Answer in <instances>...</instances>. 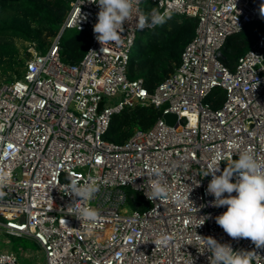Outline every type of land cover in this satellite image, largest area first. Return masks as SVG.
<instances>
[{"label": "built area", "instance_id": "obj_1", "mask_svg": "<svg viewBox=\"0 0 264 264\" xmlns=\"http://www.w3.org/2000/svg\"><path fill=\"white\" fill-rule=\"evenodd\" d=\"M262 3L141 0L142 12L171 7L172 14L196 21L178 65L149 91L141 78L127 76L136 35L151 29H137L139 13L124 24L120 42L102 52L93 32L98 3L71 0L60 29L88 33L80 62L60 61L57 34L44 52L31 47L21 77L0 83V170L10 174L0 195V230L34 240L44 264H210L197 234L233 251H255L252 264H264V247L233 239L216 223L227 207L211 206L212 177L203 176L213 161L222 172L244 152L264 163V25L246 51L226 63L230 39L252 22L264 24ZM134 105L161 112L149 128L120 143L107 141L111 117ZM167 113L177 117L172 125L163 119ZM155 168L170 189L168 200L145 195ZM89 178L98 188L93 199L66 195L71 180ZM188 192L189 200H176V193ZM74 201V208L99 212L91 230L68 214ZM161 233L172 237L169 246L152 243ZM0 264H18L17 254L0 251Z\"/></svg>", "mask_w": 264, "mask_h": 264}, {"label": "trees", "instance_id": "obj_2", "mask_svg": "<svg viewBox=\"0 0 264 264\" xmlns=\"http://www.w3.org/2000/svg\"><path fill=\"white\" fill-rule=\"evenodd\" d=\"M70 1L0 0V83L22 76L24 60L31 56L29 48L42 52L47 49L60 30ZM257 22L250 23L230 39L229 51L226 53L229 66L255 38L250 32ZM195 25L194 18L172 14L163 25L144 32L145 40L139 43L136 52L129 57L128 78H141L143 86L152 91L178 65L180 53L192 38ZM88 43L89 35L86 31L64 28L59 36L60 61L66 65L78 64ZM214 92L220 93L221 90L217 88ZM160 112V108L151 105L125 107L111 117L104 137L109 142L120 143L135 129L149 128ZM11 237L37 244L23 236Z\"/></svg>", "mask_w": 264, "mask_h": 264}, {"label": "clouds", "instance_id": "obj_3", "mask_svg": "<svg viewBox=\"0 0 264 264\" xmlns=\"http://www.w3.org/2000/svg\"><path fill=\"white\" fill-rule=\"evenodd\" d=\"M89 2L99 5L98 21L93 26V32L95 39L102 46V52L109 43L120 42L124 24L133 19L134 12L139 13L136 16V27L141 31L145 28L163 25L172 15L171 7L163 12L158 7L142 12L139 7L141 0H89ZM260 14L264 17V3L260 6ZM82 19L86 17L81 15L80 21ZM258 84L259 81L255 79L254 89ZM238 157L237 160H233L230 167L227 165L222 172L217 161H213L208 166L203 176L211 175L212 178L207 185L206 194L214 196L211 206L227 207L225 212L215 217L216 223L224 232L233 239H250L259 249L264 247V163L259 162L249 152L241 153ZM217 172L220 174L217 175ZM9 180L10 174L0 170V195H3V189ZM95 184L96 181L91 178L83 184L73 179L66 188V195L84 202L90 201L98 191ZM147 185L149 190L145 195L149 200L169 199L170 189L159 168L153 169L152 175L147 179ZM190 192L176 193L175 198L178 202L184 203L189 200ZM233 192L236 195H232ZM74 203L75 201L68 206V214L74 215L82 223L88 222L89 230H91L99 219V212L88 206L74 208ZM203 218L205 222L209 217L204 216ZM197 238L207 246L208 252L211 253L210 264H252L258 256L255 251H233L230 244H221L211 236L202 237L197 234ZM171 240L170 235L161 233L152 243L155 247H167ZM198 251L202 253L200 249Z\"/></svg>", "mask_w": 264, "mask_h": 264}, {"label": "rangeland", "instance_id": "obj_4", "mask_svg": "<svg viewBox=\"0 0 264 264\" xmlns=\"http://www.w3.org/2000/svg\"><path fill=\"white\" fill-rule=\"evenodd\" d=\"M262 25L264 24L257 22V24L252 26L250 32V34H252V37H255V35L259 33ZM144 40L145 35L143 33H138L136 35V38L130 50V56L136 52L139 43ZM30 49L31 48H29V50ZM137 199H139V195L134 194V200ZM130 204H132L131 201ZM5 250L13 251L17 254L18 264H44L42 251L37 244L27 239L13 238L0 230V251Z\"/></svg>", "mask_w": 264, "mask_h": 264}, {"label": "water", "instance_id": "obj_5", "mask_svg": "<svg viewBox=\"0 0 264 264\" xmlns=\"http://www.w3.org/2000/svg\"><path fill=\"white\" fill-rule=\"evenodd\" d=\"M62 29L59 30L58 35H60ZM176 115L172 113L163 114V119L166 124L172 125L176 121ZM239 157L233 156V160H237Z\"/></svg>", "mask_w": 264, "mask_h": 264}]
</instances>
